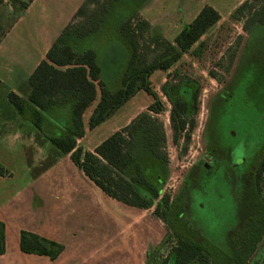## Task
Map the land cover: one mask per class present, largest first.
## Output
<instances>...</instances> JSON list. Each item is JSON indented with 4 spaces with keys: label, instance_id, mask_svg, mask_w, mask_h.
<instances>
[{
    "label": "trees",
    "instance_id": "obj_1",
    "mask_svg": "<svg viewBox=\"0 0 264 264\" xmlns=\"http://www.w3.org/2000/svg\"><path fill=\"white\" fill-rule=\"evenodd\" d=\"M17 1L23 9L32 0ZM147 2L84 0L74 20L63 28L29 76L28 90L22 95L10 92L8 97L22 119L31 121L57 148L69 154L105 193L134 207H154L155 215L167 223L171 201L168 194L161 195L165 179L155 181L150 176L156 168L166 171L169 161L165 128L151 113L163 110L151 77L174 65L221 15L213 6H204L170 41L158 27L140 17ZM252 3H259L260 8L248 22L264 23V0H244L236 11L242 12L248 6L251 12ZM4 33L0 23V42ZM151 52L154 55L149 58ZM141 90L152 95L155 103L93 150L78 144L86 133L83 117L88 108L93 107L88 127L94 129ZM163 90L172 100L170 120L175 139L181 131H189V137L195 124L190 116L198 110L197 90L191 100L179 92L177 85L171 87V92L166 86ZM263 167L259 153L244 175L252 184L249 213L240 229L228 232L222 243L205 234L194 233L191 240L179 235L171 257L161 264H246L264 235V200L259 186ZM0 175H11V171L0 164ZM20 248L54 259L62 246L23 230ZM5 250V224L0 220V255Z\"/></svg>",
    "mask_w": 264,
    "mask_h": 264
},
{
    "label": "rangeland",
    "instance_id": "obj_2",
    "mask_svg": "<svg viewBox=\"0 0 264 264\" xmlns=\"http://www.w3.org/2000/svg\"><path fill=\"white\" fill-rule=\"evenodd\" d=\"M243 1L159 0L148 13L163 18L165 27L172 26L171 33L164 36L170 41L206 5L219 11L221 19L168 70L156 71L151 77L163 107L159 113H151L165 128L169 161L166 171L156 168L150 176L155 181L165 179L161 195L170 196L171 207L167 223L160 219L158 228H153L144 264H161L170 258L179 235L191 240L194 233L205 234L225 242L228 232L240 229L249 213L252 182L244 175L257 154L264 159V23L248 22L260 8L259 3H252L251 12L248 6L242 12L236 11ZM9 4L15 11L20 8L17 0H8L6 8ZM115 52L119 58L120 51ZM153 55L151 52L149 58ZM173 85L189 100L195 90L198 92V110L190 116L195 124L189 137V131L174 137L172 100L163 90L166 86L171 92ZM155 101L141 90L92 130L88 127V108L83 117L86 137L79 145L86 147L103 141L112 134L113 125L128 119L130 122ZM235 162L238 164L234 167ZM259 186L264 200V167ZM137 211L155 219L154 207ZM72 217L73 214L69 220ZM132 223H128L123 241L122 221L105 226V244L100 246L95 239L94 247L104 246L115 259L113 264H137L142 241ZM246 264H264V235Z\"/></svg>",
    "mask_w": 264,
    "mask_h": 264
},
{
    "label": "crops",
    "instance_id": "obj_3",
    "mask_svg": "<svg viewBox=\"0 0 264 264\" xmlns=\"http://www.w3.org/2000/svg\"><path fill=\"white\" fill-rule=\"evenodd\" d=\"M7 1L0 2V23L5 31L0 42V164L11 175H0V220L6 233L0 264H113L110 252L104 246L97 249L94 242L96 239L100 246L105 244V226L120 221L124 224L122 241L128 223L133 222L142 241L137 264H144L153 228H158L160 218L155 213V219L145 216L137 211L143 208L105 193L69 154L57 148L31 121L22 119L8 97L10 92L22 95L28 90L29 76L63 28L74 20L84 0H32L16 11L11 4L6 8ZM157 4L159 0H148L139 15L167 36L172 26L165 27L163 18L148 15ZM128 120L113 125L112 133ZM85 137L86 133L78 144ZM100 142L83 148L93 150ZM23 230L60 244L61 251L54 259L22 251Z\"/></svg>",
    "mask_w": 264,
    "mask_h": 264
},
{
    "label": "flooded vegetation",
    "instance_id": "obj_4",
    "mask_svg": "<svg viewBox=\"0 0 264 264\" xmlns=\"http://www.w3.org/2000/svg\"><path fill=\"white\" fill-rule=\"evenodd\" d=\"M241 161L243 162V160H241ZM242 162H241V163H242ZM237 164H238V163L235 162V163L232 164V166L235 167Z\"/></svg>",
    "mask_w": 264,
    "mask_h": 264
}]
</instances>
